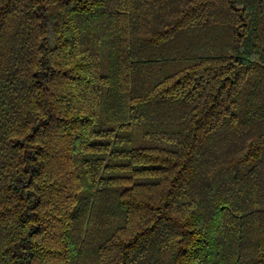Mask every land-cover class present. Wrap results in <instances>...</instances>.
I'll return each instance as SVG.
<instances>
[{
    "label": "trees",
    "instance_id": "16d2710c",
    "mask_svg": "<svg viewBox=\"0 0 264 264\" xmlns=\"http://www.w3.org/2000/svg\"><path fill=\"white\" fill-rule=\"evenodd\" d=\"M0 264H264V0H0Z\"/></svg>",
    "mask_w": 264,
    "mask_h": 264
}]
</instances>
